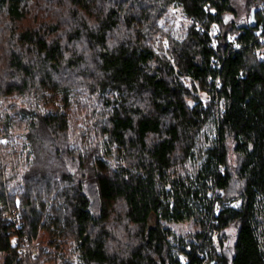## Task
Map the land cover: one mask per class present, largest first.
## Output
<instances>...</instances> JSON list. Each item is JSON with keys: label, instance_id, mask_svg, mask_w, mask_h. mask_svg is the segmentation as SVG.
Masks as SVG:
<instances>
[{"label": "trees", "instance_id": "obj_1", "mask_svg": "<svg viewBox=\"0 0 264 264\" xmlns=\"http://www.w3.org/2000/svg\"><path fill=\"white\" fill-rule=\"evenodd\" d=\"M263 21L264 0H0L3 264H73L69 243L79 264H264Z\"/></svg>", "mask_w": 264, "mask_h": 264}, {"label": "rangeland", "instance_id": "obj_2", "mask_svg": "<svg viewBox=\"0 0 264 264\" xmlns=\"http://www.w3.org/2000/svg\"><path fill=\"white\" fill-rule=\"evenodd\" d=\"M249 22H251V17L249 18ZM162 26L165 27V29L167 31H169L172 36H174L175 38L178 39H182L186 33H187V29L189 26V23L187 21V18L184 15V12L182 11V9L177 5L171 8L170 12L162 19L161 21ZM219 27V26H218ZM220 28V27H219ZM166 41L164 44L166 46H168V39L165 37ZM185 79V83H187V85H191V78L189 77H185L183 78ZM191 83V84H190ZM4 141L6 139H3ZM215 238L218 240V234L215 233ZM63 253L68 254V256H73V258L75 260H73V264H79L78 263V255L79 252L77 250V246L73 243H69L66 245V247L63 250ZM4 261V255L1 254L0 255V264H3Z\"/></svg>", "mask_w": 264, "mask_h": 264}, {"label": "built area", "instance_id": "obj_3", "mask_svg": "<svg viewBox=\"0 0 264 264\" xmlns=\"http://www.w3.org/2000/svg\"><path fill=\"white\" fill-rule=\"evenodd\" d=\"M188 23H193L192 19L187 18ZM198 24V23H197ZM198 28H202L200 24H198ZM264 31V21L260 24V29L257 32V35L260 39V41H264L262 34ZM210 37H211V45L216 48L218 41H217V36L220 34V28L218 26H215V28L209 32ZM236 36H231V39L235 41ZM158 41V40H157ZM165 42V41H164ZM236 42V41H235ZM259 55L263 56L264 52L262 50H258ZM4 217L8 219L11 222H14L16 224L19 223L20 217L19 213L16 210H10L5 213ZM14 242L15 244H20V252L22 255H32L35 256L40 247V242L37 241H30L28 238H20L17 234L14 237Z\"/></svg>", "mask_w": 264, "mask_h": 264}, {"label": "water", "instance_id": "obj_4", "mask_svg": "<svg viewBox=\"0 0 264 264\" xmlns=\"http://www.w3.org/2000/svg\"><path fill=\"white\" fill-rule=\"evenodd\" d=\"M256 14H257V10L254 9L251 16V24L253 27H256L257 25Z\"/></svg>", "mask_w": 264, "mask_h": 264}, {"label": "bare ground", "instance_id": "obj_5", "mask_svg": "<svg viewBox=\"0 0 264 264\" xmlns=\"http://www.w3.org/2000/svg\"><path fill=\"white\" fill-rule=\"evenodd\" d=\"M236 39V38H235ZM158 42V41H157ZM166 42V41H165ZM232 42H233V40H232ZM218 64V63H217ZM193 85V84H192ZM195 85V84H194ZM187 86V85H186ZM192 87V86H191ZM190 88V87H189ZM8 168V167H7ZM8 212V211H7ZM5 219V218H4ZM10 222V221H9ZM12 224V223H11ZM188 227V226H187ZM20 228V227H19ZM22 228V227H21ZM16 230V229H15ZM18 233V232H17ZM20 233V232H19ZM12 234H15V233H12ZM22 234V233H21ZM24 234V233H23ZM19 235V234H18ZM12 236V235H11ZM23 236V235H22ZM15 237V236H14ZM19 237H20V235H19ZM24 237V236H23ZM29 239V238H28ZM35 239V238H34ZM12 241V240H11ZM32 241H33V239H32ZM45 242V241H44ZM43 243V242H42ZM16 247V246H15ZM19 247V246H18ZM19 254V253H18ZM20 255V254H19ZM36 256V255H35ZM20 259V258H19ZM23 259V258H22Z\"/></svg>", "mask_w": 264, "mask_h": 264}]
</instances>
